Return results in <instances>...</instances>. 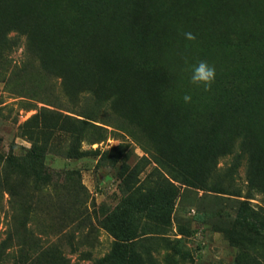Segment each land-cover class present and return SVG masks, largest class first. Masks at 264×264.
I'll return each mask as SVG.
<instances>
[{"label":"rangeland","instance_id":"obj_1","mask_svg":"<svg viewBox=\"0 0 264 264\" xmlns=\"http://www.w3.org/2000/svg\"><path fill=\"white\" fill-rule=\"evenodd\" d=\"M202 60L207 92L190 83ZM33 146L41 178L9 162ZM177 161L223 192L182 187L123 264H264L227 199L264 215V0H0V264H95L121 188L142 195Z\"/></svg>","mask_w":264,"mask_h":264},{"label":"trees","instance_id":"obj_2","mask_svg":"<svg viewBox=\"0 0 264 264\" xmlns=\"http://www.w3.org/2000/svg\"><path fill=\"white\" fill-rule=\"evenodd\" d=\"M80 153H75L78 156ZM12 165L21 170L29 169L30 174L41 178L43 168V150L40 146L28 148L27 154L17 159L9 158ZM98 162V161H97ZM176 171L169 178H164L149 188L144 194L132 197L127 194L126 188H121L122 198L118 205L105 218L103 226L107 228L114 237L111 250L104 256L98 258L95 264H123L132 261L138 256L134 241L149 230L160 231L170 220L175 200L180 197L181 189L201 188L209 189L216 193L223 192L222 189L214 185H207L206 179L194 173L187 164L177 161ZM26 168V169H25ZM239 196L238 193H232ZM213 198L220 199L221 196L215 194ZM230 208L234 211V219L245 228L252 238H264V215L258 209L251 208L246 199H230ZM228 215L214 207V205H197L195 219L202 221L207 217H219ZM144 220H151V224H146Z\"/></svg>","mask_w":264,"mask_h":264},{"label":"clouds","instance_id":"obj_3","mask_svg":"<svg viewBox=\"0 0 264 264\" xmlns=\"http://www.w3.org/2000/svg\"><path fill=\"white\" fill-rule=\"evenodd\" d=\"M185 39L187 40H195L196 37L191 32L184 33ZM191 73L190 75V83L199 87L203 86L204 91H210L211 86L215 81L216 70L213 65H210L207 61H199L198 63L191 65L190 69H188ZM185 103L191 102V96L185 95L183 97Z\"/></svg>","mask_w":264,"mask_h":264}]
</instances>
